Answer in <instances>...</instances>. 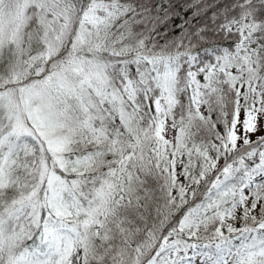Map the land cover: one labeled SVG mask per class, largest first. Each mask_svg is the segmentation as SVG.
<instances>
[{
	"label": "snow or ice",
	"instance_id": "6c2138e0",
	"mask_svg": "<svg viewBox=\"0 0 264 264\" xmlns=\"http://www.w3.org/2000/svg\"><path fill=\"white\" fill-rule=\"evenodd\" d=\"M0 264H264V0H0Z\"/></svg>",
	"mask_w": 264,
	"mask_h": 264
}]
</instances>
